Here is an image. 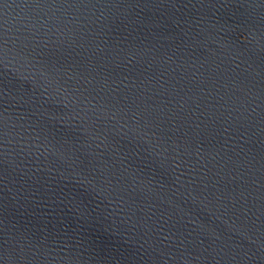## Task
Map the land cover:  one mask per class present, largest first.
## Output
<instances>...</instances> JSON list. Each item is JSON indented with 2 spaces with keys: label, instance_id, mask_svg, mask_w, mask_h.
<instances>
[{
  "label": "water",
  "instance_id": "95a60500",
  "mask_svg": "<svg viewBox=\"0 0 264 264\" xmlns=\"http://www.w3.org/2000/svg\"><path fill=\"white\" fill-rule=\"evenodd\" d=\"M0 264H264V0H0Z\"/></svg>",
  "mask_w": 264,
  "mask_h": 264
}]
</instances>
